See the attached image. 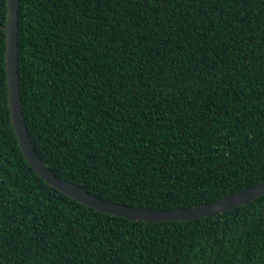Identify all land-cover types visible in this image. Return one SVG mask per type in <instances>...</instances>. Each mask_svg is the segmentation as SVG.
<instances>
[{"label":"trees","instance_id":"obj_1","mask_svg":"<svg viewBox=\"0 0 264 264\" xmlns=\"http://www.w3.org/2000/svg\"><path fill=\"white\" fill-rule=\"evenodd\" d=\"M0 0V264H264V193L146 222L49 185L14 132ZM18 76L37 155L106 200L154 209L264 179V0H19Z\"/></svg>","mask_w":264,"mask_h":264},{"label":"water","instance_id":"obj_2","mask_svg":"<svg viewBox=\"0 0 264 264\" xmlns=\"http://www.w3.org/2000/svg\"><path fill=\"white\" fill-rule=\"evenodd\" d=\"M18 8L19 0H6L5 32V69L7 102L10 119L19 146L33 169L51 186L66 196L100 212L123 216L131 220L146 222L190 220L196 217H210L237 205H246L256 196L264 193V179L250 187L230 193L218 200L199 203L189 207L154 209L132 206L100 198L79 184L55 175L37 155L33 147L22 111L18 76Z\"/></svg>","mask_w":264,"mask_h":264}]
</instances>
